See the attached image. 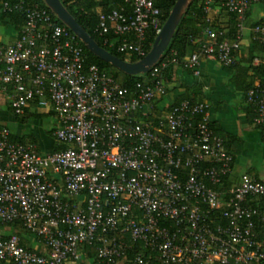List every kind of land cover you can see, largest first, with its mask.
<instances>
[{
	"label": "built area",
	"instance_id": "1",
	"mask_svg": "<svg viewBox=\"0 0 264 264\" xmlns=\"http://www.w3.org/2000/svg\"><path fill=\"white\" fill-rule=\"evenodd\" d=\"M122 1L126 8L97 12L93 31L103 46L139 59L146 35L161 28L159 9L154 0ZM258 3L264 0H221L235 15L232 38L205 26L194 51L180 61L170 52L126 87L85 64L79 40L45 8L2 0L0 11L21 10L24 20L0 43V90L16 114L33 100L51 111L52 136L63 148L39 153L0 126V223H20L43 246L0 236V261L77 264L87 243L107 264H264V244L253 231L264 214L249 203L264 197V184L241 172L225 190L214 188L231 174L232 155L208 126V102L156 103L167 95L169 64L193 76L201 60L231 65L245 31L264 46V20L244 25L246 10ZM245 102L264 141V73ZM132 245L138 248L127 259Z\"/></svg>",
	"mask_w": 264,
	"mask_h": 264
},
{
	"label": "trees",
	"instance_id": "2",
	"mask_svg": "<svg viewBox=\"0 0 264 264\" xmlns=\"http://www.w3.org/2000/svg\"><path fill=\"white\" fill-rule=\"evenodd\" d=\"M175 0H154V5L159 9V19L161 23L165 20L169 9L171 8L172 4ZM205 1H209L208 6L209 9L217 8V11H222L224 13V20L220 22L216 20V18L206 15L204 11V3ZM221 0H190L187 7L185 8L184 13L182 14L181 18L179 19L174 32L164 49L161 57L162 59L165 55L170 54V52L174 53V57L180 61L190 52L194 51L198 46V39L202 36V30L205 26H209L213 28L216 32H219V37H227L232 38L234 33L236 32L235 26V15L226 11L223 7L220 6ZM2 0H0V3ZM61 4L65 7V9L71 14L74 20L89 34V36L102 48L110 52L111 54L119 57L120 59L126 61H135L137 57L135 56H126L122 53H118L113 49L107 48L101 44L100 38L96 35L93 31L94 24L97 20V12L99 11H107L110 8H126L125 3L122 0H60ZM27 5H37L39 7L45 8L51 17L55 18V22L57 24L63 25L55 16L54 14L45 6L42 0H25ZM255 5V4H253ZM252 5L248 7L245 12V20L244 25L245 27H251L255 24L264 20L263 16L253 17L252 16ZM208 17V20H205ZM24 16L21 10H11V11H0V24L7 25L11 28L14 35H16L23 23ZM155 38V34L153 32H149L146 35L144 40V46L146 51L149 49L153 39ZM79 44L82 47V53L84 56L85 64H95L99 69L109 73L114 77V79L121 84L122 86L131 87L132 84L140 79L142 76L140 74L135 75H128L124 74L118 69L112 67L108 63L104 62L97 56L93 55L92 53L88 52L84 46L79 41ZM243 47V52L241 55H238L237 60L228 66H218L224 74H227V82H230L234 86L235 89L242 92L243 100L245 102V92L246 90L253 84L254 81L260 80L264 73V64L259 63L256 65H252L251 61L253 58H258L261 61L264 60V46L260 43L251 40L248 36H246V43L241 44ZM145 51V52H146ZM174 66H181L180 63L177 64H169L167 68L164 70L165 79L169 82L173 75H174ZM184 68V67H182ZM191 73L190 70L184 68ZM199 76V75H198ZM194 80L198 79L197 76H193ZM193 83H180L177 87H172L173 89H177L171 97V104H175L182 99H190V100H201L206 101L210 98L209 92H201L199 89L192 90V93L188 92V87L191 86ZM169 89L167 88V93ZM209 95V96H208ZM162 98L157 99L156 103L160 105ZM31 103H35L33 100ZM161 107L163 104L160 105ZM245 112L248 115L249 121L252 122V118L254 113L249 106L245 102L243 106ZM8 109L12 112L15 119L22 122L26 119L27 115L25 114L28 106L24 108L22 114L14 113L8 105ZM47 113L52 114L51 111ZM30 117H38L41 115L37 112H31ZM209 128L215 135L220 136L223 139L225 148L231 153L232 155V166L236 161L235 154H238L242 150L243 140L240 136L235 134H231L221 130L218 121L209 119L208 122ZM258 129V126L253 125ZM54 128H50L48 133L51 135ZM9 138L12 140L25 142L24 137H16L12 133L9 134ZM261 139V138H260ZM29 142L34 143V137L29 136L27 140ZM264 142V141H263ZM37 148V146H36ZM63 148V145L57 144L53 140V148L51 151L58 150ZM38 151V148H37ZM232 170V169H231ZM254 171V170H252ZM250 169H247L245 173L250 174ZM236 172L234 170L231 171V174L227 179L225 178L220 185H214L213 187L219 190H225L228 188L233 175ZM252 176L262 182L264 184V179L258 176V172H252ZM250 205L257 207L258 210L264 214V197H260L257 200H252L249 202ZM6 224H15L21 227L23 230L24 228L18 222L6 223ZM253 231L255 234L256 241L262 242L264 244V221H259L258 218H254V227ZM138 248L137 245H132V247L126 252V258H131V254L134 250ZM79 261L77 264H84L85 260L88 261V264H107L102 263L96 256V250L94 244H87L83 243L79 246ZM231 264V263H229Z\"/></svg>",
	"mask_w": 264,
	"mask_h": 264
},
{
	"label": "rangeland",
	"instance_id": "3",
	"mask_svg": "<svg viewBox=\"0 0 264 264\" xmlns=\"http://www.w3.org/2000/svg\"><path fill=\"white\" fill-rule=\"evenodd\" d=\"M252 16L258 17L264 15V3H258L255 5H252ZM200 70V68H199ZM174 74H177L180 79L185 82L186 84L192 83L194 81L193 75L187 71L186 69L180 67V66H174ZM224 73L221 71L220 68L213 65L212 70L208 73L209 80L212 81V84H209V88L207 92H211L210 98H208L207 102L209 104V108L213 111L214 107H217V112L219 110H222L223 117L225 119H233L237 117V115H240L242 113V107L244 104L242 92L238 91L234 88L230 82H227V77L224 79L222 77ZM217 76V78H216ZM175 79L170 80V84L167 85L169 92L172 91V87L175 85L176 82ZM172 82V83H171ZM218 84H221L220 86ZM208 95V96H209ZM171 98L169 96L163 97L162 101L160 102V105L163 103H167ZM42 109H39V112ZM11 118L6 117L3 121L4 125L10 132H16V126L19 125L17 122V119L13 118L12 114ZM216 114V113H215ZM54 123V119L51 116L47 115H39L38 117H27L24 119L21 124L23 127H21L23 132L36 130V128H39V130L42 132L39 134V139L41 142L46 141L47 144L51 141V136L48 133V130L52 127V124ZM236 122L233 123V128L235 129ZM251 135L248 137L244 134V132H241V138L243 140L242 150L238 154H235L236 157V164L238 166V169L242 172H245L247 169H250V174L252 176V170L257 172H262L264 170V142L260 139V136L258 135V132L256 128L251 129ZM49 146L47 145L45 149H48ZM39 153H42L40 150H38Z\"/></svg>",
	"mask_w": 264,
	"mask_h": 264
},
{
	"label": "crops",
	"instance_id": "4",
	"mask_svg": "<svg viewBox=\"0 0 264 264\" xmlns=\"http://www.w3.org/2000/svg\"><path fill=\"white\" fill-rule=\"evenodd\" d=\"M209 15L216 18V20L223 22L224 20V13L222 11H217V8L213 7L211 8ZM246 31L244 32V36L243 39L241 41V44H245L246 43ZM14 37V33L12 32L11 28L7 25H2L0 24V43H7L9 41L12 40V38ZM243 52V47L242 45H240V49L238 52V55H241ZM213 65L217 66L214 62L212 61H208V60H201V64H200V73L199 76H197L198 79L194 80V84H192L191 86L188 87V92L192 93V90H197L199 89L201 92L206 93L208 88H209V84H212V81L209 80L208 78V73L212 70ZM218 67V66H217ZM222 77L225 79L226 75L223 74ZM176 78V82L174 83L175 85L173 87H177L180 83H184L180 77L177 74H174L172 79ZM217 78V76H216ZM172 83V82H171ZM193 83V82H192ZM170 84V81L168 82L167 85ZM219 86L221 84H218ZM179 89V88H177ZM177 89H173L172 91H168L166 96H169L170 98L172 97V94L177 90ZM180 90V89H179ZM193 94V93H192ZM211 95V92H210ZM170 102V101H169ZM245 104V102H244ZM243 104V106H244ZM211 108V107H210ZM209 108V118L211 120H216L219 123V126L221 127L222 131L231 133V134H235L237 136H241V132H244L245 135H247L248 137L252 136L251 135V129L252 128H256L253 126V123L251 121H249L248 115L245 112L244 108L242 107V113H240V115H237V117L233 118V119H225V117H223V113L221 112L222 110H219L218 112L217 107L213 108V111ZM39 108L37 107L34 103H30L28 105V109L26 111V115L27 117H29L31 112H37L40 113L41 116L42 115H47V116H51L54 119V123L52 124L51 128H54L55 126V118L53 116V114L47 113L48 111L45 109L40 110L39 112ZM12 112L8 109V103L7 100L5 98L4 93L0 90V120H3L4 118L6 119V117H10L11 115L9 114ZM216 113V114H215ZM13 116V114H12ZM26 117V118H27ZM14 118V116H13ZM32 118V117H31ZM234 121L236 122L235 125V129L233 128V123ZM17 122L19 123V125L16 126L15 131L16 132H10L13 135H15L16 137H24V141H27L29 139V136L34 137V144L37 146L38 150H40L42 153H47L50 152L53 148V136L51 133V141L49 144H47L46 141L41 142L39 139V134H41L42 132L39 130V128H36V130H30L27 132H23L21 127H23V125L21 124L20 121L17 120ZM4 125L3 121H0V126ZM258 135L259 134V130L256 128ZM241 131V132H240ZM252 138V137H250ZM49 146L48 149H45L46 146ZM232 170H234L236 172L235 175H233V177H235L237 174L241 173L242 171H240L238 169V166L236 164V161L234 162L233 166H232ZM231 170V171H232ZM255 172V171H252ZM258 176L264 179V170L262 172H258ZM9 235H15L17 236L19 243L23 246H26L28 248H32L35 249L37 251H42L43 250V246L41 244V242L32 234L28 233L26 230H23L21 227L15 225V224H2L0 223V236H9ZM84 264H88V261L85 260L83 262ZM0 264H12L10 262L7 261H0Z\"/></svg>",
	"mask_w": 264,
	"mask_h": 264
},
{
	"label": "water",
	"instance_id": "5",
	"mask_svg": "<svg viewBox=\"0 0 264 264\" xmlns=\"http://www.w3.org/2000/svg\"><path fill=\"white\" fill-rule=\"evenodd\" d=\"M189 1L175 0L147 52L135 61H126L99 46L74 20L60 0H42L45 6L75 35L88 52L128 75L144 73L159 60Z\"/></svg>",
	"mask_w": 264,
	"mask_h": 264
}]
</instances>
